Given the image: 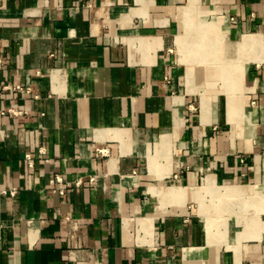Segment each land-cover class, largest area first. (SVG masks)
Instances as JSON below:
<instances>
[{
	"label": "crops",
	"instance_id": "1",
	"mask_svg": "<svg viewBox=\"0 0 264 264\" xmlns=\"http://www.w3.org/2000/svg\"><path fill=\"white\" fill-rule=\"evenodd\" d=\"M0 264H264V0H0Z\"/></svg>",
	"mask_w": 264,
	"mask_h": 264
},
{
	"label": "built area",
	"instance_id": "2",
	"mask_svg": "<svg viewBox=\"0 0 264 264\" xmlns=\"http://www.w3.org/2000/svg\"><path fill=\"white\" fill-rule=\"evenodd\" d=\"M101 152V151H100ZM102 153V152H101ZM26 159L28 161V163L32 166L33 165V157L30 153H27L26 154ZM96 180V177L95 176H90L89 178V181L90 182H94ZM51 182L52 183H56V182H59V183H62L63 182V178L61 177V175L59 174H56L52 179H51ZM82 183V179H78L75 184L76 185H81ZM60 191L63 193L64 192V188H61ZM2 193L4 194H9L11 196H16L17 193H18V188L17 187H12L11 189H3L2 190Z\"/></svg>",
	"mask_w": 264,
	"mask_h": 264
},
{
	"label": "rangeland",
	"instance_id": "3",
	"mask_svg": "<svg viewBox=\"0 0 264 264\" xmlns=\"http://www.w3.org/2000/svg\"><path fill=\"white\" fill-rule=\"evenodd\" d=\"M219 85V84H218Z\"/></svg>",
	"mask_w": 264,
	"mask_h": 264
}]
</instances>
